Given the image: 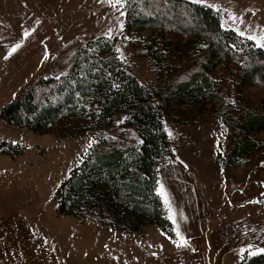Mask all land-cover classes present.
I'll list each match as a JSON object with an SVG mask.
<instances>
[{"label":"rangeland","instance_id":"374dc122","mask_svg":"<svg viewBox=\"0 0 264 264\" xmlns=\"http://www.w3.org/2000/svg\"><path fill=\"white\" fill-rule=\"evenodd\" d=\"M238 2L240 9L246 0ZM121 12L108 0H0V109L35 79L68 74L79 48L99 36L114 38L125 69L155 92H163L165 78L173 87L196 70L187 40L175 38L163 49L159 71L145 51L152 34L127 35ZM238 13L245 28L250 13ZM237 71L222 64L210 75L215 105L177 98L162 117L174 157L161 166L157 192L176 236L178 231L187 242L180 247L178 236L172 243L155 227L125 235L95 216L58 215L54 193L93 143L85 118L61 120L44 135L0 119V145L24 148L19 156L0 154V264H239L245 256L264 254V130L251 135L257 151L226 166L243 113L260 111L264 100V88L240 82ZM125 119L116 116L102 132L111 144L139 143ZM187 248L220 254L209 261L214 255H185Z\"/></svg>","mask_w":264,"mask_h":264},{"label":"trees","instance_id":"16d2710c","mask_svg":"<svg viewBox=\"0 0 264 264\" xmlns=\"http://www.w3.org/2000/svg\"><path fill=\"white\" fill-rule=\"evenodd\" d=\"M117 7L124 13L127 35L152 34L145 51L159 71L165 59L163 49H169L175 38L187 40L185 47L196 61V70L173 87L165 78L163 92H155L125 69L117 41L99 36L79 48L68 74L39 77L25 86L0 109V119L44 135L61 120L85 118L93 143L54 193L58 215L77 220L95 216L98 224L125 235L141 234L151 226L175 243L173 224L157 192L161 166L174 157L162 117L177 98L185 104L204 99L215 105L210 75L222 64L237 67L240 82L264 88V48L221 27V13L206 4L125 0ZM259 106L258 112H244L235 127L227 167L259 149L251 139L264 130V100ZM121 114L136 132L138 144L116 146L102 134ZM1 146L8 147L0 149L1 155L24 152L23 147L10 143ZM239 264H264V254L245 256Z\"/></svg>","mask_w":264,"mask_h":264},{"label":"crops","instance_id":"0c3cea01","mask_svg":"<svg viewBox=\"0 0 264 264\" xmlns=\"http://www.w3.org/2000/svg\"><path fill=\"white\" fill-rule=\"evenodd\" d=\"M192 1V0H191ZM206 4L218 12L221 13L224 25V28H230L234 30L236 33L237 29L239 31H248L245 32L244 37L248 38V36H256L257 40L261 37V35H264V0H260L259 2L255 0H246L245 4H241L239 9V2L238 0H221V3H215V5H212L211 3H203ZM249 11L250 15L246 16V27L242 28V19L243 16H238L239 11ZM257 40H252L257 46ZM261 47V46H260ZM264 48V47H263ZM4 92V91H3ZM160 196V195H159ZM165 207V205H164ZM166 209V207H165ZM167 213V210H166ZM168 216V214H167ZM206 252L199 253L204 251H200L198 248H187L185 250V255L187 254H209L214 255L213 258L208 259L209 261L215 259V255H218L220 253L214 252L213 248H205ZM212 257V256H211ZM189 260L192 261H198L197 259L190 258Z\"/></svg>","mask_w":264,"mask_h":264},{"label":"snow or ice","instance_id":"6c2138e0","mask_svg":"<svg viewBox=\"0 0 264 264\" xmlns=\"http://www.w3.org/2000/svg\"><path fill=\"white\" fill-rule=\"evenodd\" d=\"M109 2L113 5V6H123L125 3V0H109ZM194 3H204V0H193ZM121 15H123V12H121ZM221 27H224L223 24H221ZM238 35L240 36H244L245 33L243 31H239L237 29ZM25 37H27L29 35V33L27 31L24 32L23 34ZM248 39L250 40H257L256 36H248ZM257 44L258 46L264 47V35H261V37L257 40ZM20 47V44L17 43L15 44L11 50L9 51L8 55L5 56V59L8 58V56L12 55L13 52H15L18 48ZM117 51H119V49H117ZM115 87V85H114ZM171 135V134H170ZM159 191V189H158ZM169 219H172V216H169ZM177 236L180 238V243L177 244V247L186 245V240H184V238L181 236V234L177 231ZM259 251H264V249H260ZM153 255H155V253H153Z\"/></svg>","mask_w":264,"mask_h":264},{"label":"bare ground","instance_id":"6f19581e","mask_svg":"<svg viewBox=\"0 0 264 264\" xmlns=\"http://www.w3.org/2000/svg\"><path fill=\"white\" fill-rule=\"evenodd\" d=\"M189 186H190V190H191V192H194V191H195L194 186L191 185V184H189Z\"/></svg>","mask_w":264,"mask_h":264}]
</instances>
